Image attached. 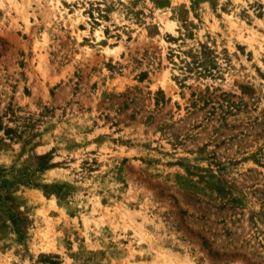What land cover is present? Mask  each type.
I'll use <instances>...</instances> for the list:
<instances>
[{"label": "rangeland", "instance_id": "rangeland-1", "mask_svg": "<svg viewBox=\"0 0 264 264\" xmlns=\"http://www.w3.org/2000/svg\"><path fill=\"white\" fill-rule=\"evenodd\" d=\"M0 264H264V0H0Z\"/></svg>", "mask_w": 264, "mask_h": 264}, {"label": "trees", "instance_id": "trees-1", "mask_svg": "<svg viewBox=\"0 0 264 264\" xmlns=\"http://www.w3.org/2000/svg\"><path fill=\"white\" fill-rule=\"evenodd\" d=\"M8 133L10 132V130H7ZM33 159L36 160V165L37 167H39V169H44L47 168V155H42V156H35L33 157Z\"/></svg>", "mask_w": 264, "mask_h": 264}]
</instances>
